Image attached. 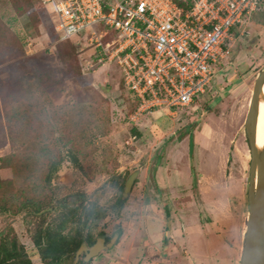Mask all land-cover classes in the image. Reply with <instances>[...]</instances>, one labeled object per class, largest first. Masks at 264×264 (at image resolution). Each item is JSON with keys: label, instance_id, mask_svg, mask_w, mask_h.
Masks as SVG:
<instances>
[{"label": "rangeland", "instance_id": "obj_1", "mask_svg": "<svg viewBox=\"0 0 264 264\" xmlns=\"http://www.w3.org/2000/svg\"><path fill=\"white\" fill-rule=\"evenodd\" d=\"M47 12L53 17L44 0H0V87L6 90L3 99L0 89V206L9 209L0 208V240L16 237L34 264H46L34 235L58 225L83 196L87 207L106 213L90 224L91 236L119 234L113 249L88 264H241L249 111L264 71V0L215 66L207 92L174 116L138 114L116 61L102 49L113 35H98L103 46L92 34L60 42ZM137 170L131 194L116 209ZM38 208L47 212L36 214ZM77 226L69 223L64 234Z\"/></svg>", "mask_w": 264, "mask_h": 264}, {"label": "built area", "instance_id": "obj_2", "mask_svg": "<svg viewBox=\"0 0 264 264\" xmlns=\"http://www.w3.org/2000/svg\"><path fill=\"white\" fill-rule=\"evenodd\" d=\"M186 2L189 10L174 0H44L60 42L113 35L105 47L98 44L116 61L138 114L163 110L167 116L207 92L215 66L228 58L262 0Z\"/></svg>", "mask_w": 264, "mask_h": 264}, {"label": "trees", "instance_id": "obj_3", "mask_svg": "<svg viewBox=\"0 0 264 264\" xmlns=\"http://www.w3.org/2000/svg\"><path fill=\"white\" fill-rule=\"evenodd\" d=\"M174 1L177 2L179 6L181 8H184L185 10H189L191 8V4L186 2V0ZM48 18L49 25L55 32L57 39L60 40L52 16H49ZM4 86L5 85H2V87H0L2 98L5 97L6 94ZM136 107H139L138 103ZM8 130L10 132V127H8ZM191 141L194 146L193 138L191 139ZM74 163L80 169L83 168L80 161H78L76 158H74ZM61 164L62 161L60 160L52 163L47 176V180L49 183H51L53 175L57 174ZM1 188L2 187L0 185V190ZM79 198H83L81 205L79 207L77 206L76 208L69 209L65 213H63L60 217L58 225H56L55 227H40L34 235V245L39 251L41 259L46 264H63V262L68 259L72 253L76 252L84 242H88L89 244L95 242V239L91 236V233L89 231V226L92 223L97 224L98 221H100L102 218H105L106 213L100 209H97L94 205H92V207H87V205H85L84 203L85 198L83 196H80ZM125 202V199L121 197L116 205V209L121 210L124 207ZM66 204L67 203H64L63 206L66 207ZM0 208H2L3 212H7V210H9L5 206H0ZM42 210V208H38L35 213L39 214L42 212ZM71 222H75L78 225L74 236L64 234L67 225ZM0 264L34 263L31 257L28 255L25 247L20 244L17 238L15 237L13 239H9V235H6L2 236L0 240ZM80 264L85 263L82 262Z\"/></svg>", "mask_w": 264, "mask_h": 264}, {"label": "water", "instance_id": "obj_4", "mask_svg": "<svg viewBox=\"0 0 264 264\" xmlns=\"http://www.w3.org/2000/svg\"><path fill=\"white\" fill-rule=\"evenodd\" d=\"M264 85V71L258 77L254 94L249 111L250 127L247 130L248 140L251 149V171H250V185L248 190V203H249V217L247 222V232L245 237L244 250L242 255L241 264H264V161L259 157L256 149V135L258 125V113L256 105L260 96V92ZM258 169V184L254 187V179L256 178ZM140 175V170L135 171L128 178L124 199H127L131 194L137 178ZM46 211L41 212L44 214ZM169 231H171V221L168 222ZM118 235L115 236L109 244H105V240H98L93 246L89 247L87 243H84L78 251L75 264L78 263L80 255L87 252L85 263L88 264L93 258H97L102 252L108 251L114 248L118 241Z\"/></svg>", "mask_w": 264, "mask_h": 264}, {"label": "bare ground", "instance_id": "obj_5", "mask_svg": "<svg viewBox=\"0 0 264 264\" xmlns=\"http://www.w3.org/2000/svg\"><path fill=\"white\" fill-rule=\"evenodd\" d=\"M258 113V125H257V135H256V149L258 151L259 157L264 161V85L260 92V96L256 105ZM258 184V169L256 178L254 179V187L256 188ZM264 242V234H263ZM264 251V250H263Z\"/></svg>", "mask_w": 264, "mask_h": 264}, {"label": "flooded vegetation", "instance_id": "obj_6", "mask_svg": "<svg viewBox=\"0 0 264 264\" xmlns=\"http://www.w3.org/2000/svg\"><path fill=\"white\" fill-rule=\"evenodd\" d=\"M192 138V137H191ZM126 185V184H125ZM124 198V197H123ZM118 203V202H117ZM167 211V210H166ZM169 219H170V221H171V216L169 215V211L167 212V221L169 222ZM171 225H172V221H171ZM167 228H168V231H169V227H168V225H167ZM75 231L76 230H74L73 231V233H71V234H68V235H75ZM169 232H171L172 233V227H171V231H169ZM119 236V234L118 233H115L112 237H107V236H105V235H102L101 237H98V238H96L95 239V242L94 243H92V244H89L88 242H84V243H87V245L89 246V247H93L97 242H98V240H100V239H102V240H105V244L107 245V244H109L110 242H111V240L115 237V236ZM118 239H119V237H118ZM83 243V244H84ZM82 244V245H83ZM82 245L80 246V248L82 247ZM117 245V244H116ZM115 245V246H116ZM114 246V247H115ZM80 248L76 251V252H74V253H72L71 254V256L70 257H72V256H74V258H75V261H76V258H77V254H78V251L80 250ZM109 251V250H108ZM103 253V252H102ZM69 257V258H70ZM87 257V252H84L82 255H80V257H79V261H78V263L77 264H80V263H82V262H84L85 263V258ZM93 259H95V258H93ZM93 259H91L90 261H92ZM75 261H74V264H75ZM86 264V263H85Z\"/></svg>", "mask_w": 264, "mask_h": 264}]
</instances>
